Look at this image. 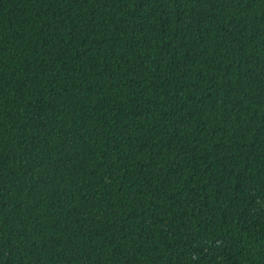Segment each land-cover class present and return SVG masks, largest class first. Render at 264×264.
I'll use <instances>...</instances> for the list:
<instances>
[{"label":"trees","instance_id":"trees-1","mask_svg":"<svg viewBox=\"0 0 264 264\" xmlns=\"http://www.w3.org/2000/svg\"><path fill=\"white\" fill-rule=\"evenodd\" d=\"M0 264H264V0H0Z\"/></svg>","mask_w":264,"mask_h":264}]
</instances>
